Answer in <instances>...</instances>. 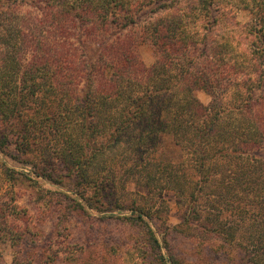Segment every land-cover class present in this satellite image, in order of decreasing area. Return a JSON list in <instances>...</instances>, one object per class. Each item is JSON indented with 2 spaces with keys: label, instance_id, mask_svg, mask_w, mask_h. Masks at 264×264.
Instances as JSON below:
<instances>
[{
  "label": "trees",
  "instance_id": "1",
  "mask_svg": "<svg viewBox=\"0 0 264 264\" xmlns=\"http://www.w3.org/2000/svg\"><path fill=\"white\" fill-rule=\"evenodd\" d=\"M242 9L253 16L245 26ZM140 41L158 55L150 67ZM38 136L56 148L29 160L35 175L59 186L69 176L75 210H123L99 189L123 170L187 200L178 234L241 244L264 264V0H0V150ZM145 216L121 220L142 229L152 262L168 264ZM22 240L19 264H39Z\"/></svg>",
  "mask_w": 264,
  "mask_h": 264
},
{
  "label": "rangeland",
  "instance_id": "2",
  "mask_svg": "<svg viewBox=\"0 0 264 264\" xmlns=\"http://www.w3.org/2000/svg\"><path fill=\"white\" fill-rule=\"evenodd\" d=\"M24 10L34 13L36 6L29 4ZM236 18L242 26L253 21L252 14L244 9L238 11ZM86 48L92 55L97 44L87 39ZM137 52L146 66L157 62L158 55L151 42L140 41ZM195 95L205 106L213 101L212 96L202 90H196ZM38 137L39 145H29V148L12 145L0 150V217H8V222L0 225V231L9 233L0 241V264L20 263L23 255L12 247L20 236L27 239L21 241L24 244L21 247L28 248V256L39 264H155L144 243L142 229L121 220L134 216L140 209L162 243L168 264H173L172 257L178 264H253L241 244L222 246L218 241L211 243L178 234L176 228L183 223L188 210L187 200L178 198L167 188L158 187L150 193L144 179L126 180L123 170L116 174L105 173L102 176L105 182L99 188L104 196H110V201H119L123 210L106 214L87 210L92 217L80 209L75 210L73 200L80 202V198L69 176L65 174L63 186H59L35 175L29 160L43 163L44 155L52 154L56 148V145H48V141L43 145L45 141ZM47 139L50 140V136ZM163 146L171 160L174 156L169 146ZM22 147L29 150L20 152ZM7 170L16 172L13 178ZM97 190L92 188L87 195L94 196ZM14 205L24 212L18 215Z\"/></svg>",
  "mask_w": 264,
  "mask_h": 264
}]
</instances>
